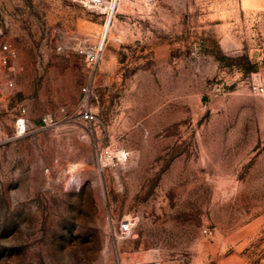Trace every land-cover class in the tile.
<instances>
[{
  "label": "rangeland",
  "instance_id": "obj_1",
  "mask_svg": "<svg viewBox=\"0 0 264 264\" xmlns=\"http://www.w3.org/2000/svg\"><path fill=\"white\" fill-rule=\"evenodd\" d=\"M111 13L0 0V264H264V0Z\"/></svg>",
  "mask_w": 264,
  "mask_h": 264
},
{
  "label": "built area",
  "instance_id": "obj_2",
  "mask_svg": "<svg viewBox=\"0 0 264 264\" xmlns=\"http://www.w3.org/2000/svg\"><path fill=\"white\" fill-rule=\"evenodd\" d=\"M87 5H90L92 7H95L97 9L102 10L105 13H110V18L112 15L113 11V3L114 0H85ZM2 52L7 54L6 56L10 55L13 56L15 55V49L11 47L9 44H4L2 45L1 48ZM78 53L84 57L85 61L92 66L93 68L96 67V65L99 62V59L101 57L102 53V46L100 45H87V44H80L77 47ZM6 56H3V62H7ZM254 90L257 93H264V85L262 83H259L254 86ZM82 91L84 94H88L89 89L87 87H83ZM25 112V110H23ZM82 117L85 121L88 122H94L97 119V115L91 108H85L82 112ZM53 121V118L51 116H46L44 118V122L46 125L51 124ZM27 126H26V118L21 115L17 118L16 121V133L18 135H23L26 133ZM129 158V153L120 148L116 147H107L104 148L101 153L98 156V165L101 167H104L108 164H124L127 162ZM132 227V220L128 219L125 222L121 224L120 231L123 234H127L130 232Z\"/></svg>",
  "mask_w": 264,
  "mask_h": 264
},
{
  "label": "bare ground",
  "instance_id": "obj_3",
  "mask_svg": "<svg viewBox=\"0 0 264 264\" xmlns=\"http://www.w3.org/2000/svg\"><path fill=\"white\" fill-rule=\"evenodd\" d=\"M102 43V42H101Z\"/></svg>",
  "mask_w": 264,
  "mask_h": 264
}]
</instances>
